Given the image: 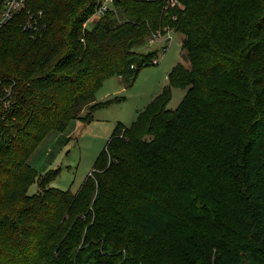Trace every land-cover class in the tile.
I'll return each instance as SVG.
<instances>
[{
	"label": "trees",
	"instance_id": "1",
	"mask_svg": "<svg viewBox=\"0 0 264 264\" xmlns=\"http://www.w3.org/2000/svg\"><path fill=\"white\" fill-rule=\"evenodd\" d=\"M96 3L26 0L0 28V264H264V0H112L88 27ZM167 26L189 65L115 125L76 192L46 174L28 194L32 150L104 105L106 79L155 65L135 47Z\"/></svg>",
	"mask_w": 264,
	"mask_h": 264
},
{
	"label": "rangeland",
	"instance_id": "2",
	"mask_svg": "<svg viewBox=\"0 0 264 264\" xmlns=\"http://www.w3.org/2000/svg\"><path fill=\"white\" fill-rule=\"evenodd\" d=\"M96 16H91L87 26H93ZM171 40L161 51L163 42L136 46L139 52L160 51L158 63L142 68L136 78L126 80L119 76L106 79L96 93V101L104 105L91 111L89 119L71 120L63 131L49 132L27 158L36 176L27 188L28 194L38 193L39 180L48 174V185L76 192L93 169L99 152L105 147L115 125L119 122L130 126L147 103L168 84L167 73L177 63L188 66L189 61L181 47L183 35L173 29ZM157 49V50H156ZM186 89L171 88L167 107L178 106ZM86 111V109L83 111Z\"/></svg>",
	"mask_w": 264,
	"mask_h": 264
},
{
	"label": "built area",
	"instance_id": "3",
	"mask_svg": "<svg viewBox=\"0 0 264 264\" xmlns=\"http://www.w3.org/2000/svg\"><path fill=\"white\" fill-rule=\"evenodd\" d=\"M163 2L164 8H173V7H182L181 0H159ZM26 7V0H3L2 8L0 11V28L5 25L7 22L12 20L17 13H19L22 9ZM108 9H113L112 0H97L94 12L92 16H96L99 18L102 14H104ZM45 23L42 21V12H30V10H26V18L23 22V27L26 30H29L31 34L34 36L39 32ZM164 31H153L149 34L147 38L148 46H151L154 42H163L164 44L161 46L160 50L163 51L166 49V42L171 40L172 30L168 26L163 28ZM157 50V49H156ZM158 50L154 57L152 58V63L157 64L158 59Z\"/></svg>",
	"mask_w": 264,
	"mask_h": 264
}]
</instances>
